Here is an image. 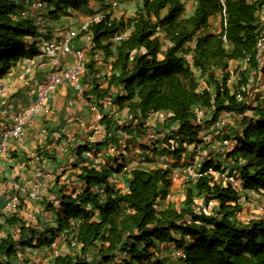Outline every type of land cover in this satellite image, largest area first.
Here are the masks:
<instances>
[{
    "label": "trees",
    "instance_id": "trees-1",
    "mask_svg": "<svg viewBox=\"0 0 264 264\" xmlns=\"http://www.w3.org/2000/svg\"><path fill=\"white\" fill-rule=\"evenodd\" d=\"M22 1L0 0V75L13 62L39 53L37 28L32 20L19 16L24 10ZM39 1L50 7L49 16L54 19L88 4V0ZM141 1L132 18L111 20L105 15L90 26L93 47L113 59L105 90L97 86L93 94L100 101L116 91L117 112L126 110L132 121L165 114L167 127L176 126L173 134L179 145L195 147L203 143L200 112L209 114L211 124L228 113H261L262 118L235 132L234 147L221 156L224 162H232L241 190L233 183L223 185L203 176L187 182L180 208L171 205L158 211L161 186L170 184L167 171L134 169L129 173L128 189L122 193L108 186L113 169L83 168L80 178L86 189L59 199L56 232L40 246L48 247L63 234L77 242L82 255L94 252L102 264L115 262L122 254L127 258L120 264H151L157 246L167 244L183 255L184 264H264V219L238 223L233 218L242 212V194L252 192L264 198V96L251 99L241 92L251 74L264 79V58L257 50L259 40L264 43V0H224V6L219 0H196L188 19L181 18L184 5L180 0ZM219 16L225 20V29L220 26L211 32L209 21ZM126 30L125 40L103 45ZM161 34L167 43L165 51ZM236 62L241 65L230 71ZM232 77L238 80L233 83ZM111 120L102 118V122ZM220 167L209 162L202 169L221 171ZM93 186L103 190V197L92 192ZM200 198L206 206L214 202L215 208L209 213L201 211L196 205ZM25 231L21 224L19 241L11 236L0 239V254L11 257L17 245H30L32 240L23 241ZM54 264L85 262L59 256Z\"/></svg>",
    "mask_w": 264,
    "mask_h": 264
},
{
    "label": "crops",
    "instance_id": "crops-1",
    "mask_svg": "<svg viewBox=\"0 0 264 264\" xmlns=\"http://www.w3.org/2000/svg\"><path fill=\"white\" fill-rule=\"evenodd\" d=\"M99 1L88 0L85 7L69 10L58 19L50 17L48 24L43 22L44 28L36 37L39 49L49 41H59L69 31L98 14L109 15L111 20H127L135 16L139 8L136 9L139 0H118L124 4V10L116 13L106 8V1L111 0H103V3ZM180 1L184 5L181 18H190L196 0ZM24 11L30 20L37 19L39 15L37 11L25 8ZM98 11L101 13L97 14ZM209 23L211 32L218 31L217 17ZM162 44V50L165 51L167 43ZM72 46L82 49L86 54V73L80 80L82 91H77L73 84L57 86L48 96V113L32 116L22 140H10L7 150L0 152V210L14 194L19 196L18 206L8 216L0 218V239L11 236L14 241H19L22 224L26 228L23 241L32 240L30 245H17L11 257L0 254V264H54L57 257L46 250L47 246L40 244L47 238L51 239L56 232V219L60 215L59 199L64 195L73 197L86 189L80 178L83 168L98 171L113 169L108 186L114 191L125 193L130 180L129 173L134 169L157 170L161 169L163 163L183 167L196 160L194 145H179L176 138L170 136L176 129L175 124L167 127V120L160 122L156 119L132 121L127 117L126 110L117 112L114 105L116 91H111V94L108 92L104 99L97 100L93 89L98 86L100 91L105 90L113 59L93 47L89 34L79 35ZM109 50L113 52L110 47ZM64 59L65 65L72 62L71 57ZM46 72L47 61L37 57L34 65H29L28 60L15 61L0 75V89L4 90L0 93V133L12 126L18 109L24 110L32 105ZM255 114L257 117H245L236 125L231 120L243 116H232L223 132L215 130L212 124H206L200 130L203 143L199 146L206 155V164L212 162L215 167L219 164L221 171L224 168L231 169L230 163L224 162L218 154V145L223 139L230 138L231 150L235 132L250 121L262 118L261 113ZM104 116L112 119L110 123L102 122ZM167 180L170 183L168 187L161 186L163 194L157 202L158 211H164L171 205L177 208L174 199L183 197L186 192L188 180L180 178L172 181L170 173ZM20 188H24V192L19 193ZM34 188L41 195L38 202L27 196ZM200 205L202 207V203ZM11 219L16 220V223H9ZM57 249L59 256L77 257L85 264H102L94 252L89 261L85 260L80 247L71 250L59 246ZM125 258L127 256L120 255L110 264H120ZM151 264H184V258L173 245H158Z\"/></svg>",
    "mask_w": 264,
    "mask_h": 264
},
{
    "label": "built area",
    "instance_id": "built-area-1",
    "mask_svg": "<svg viewBox=\"0 0 264 264\" xmlns=\"http://www.w3.org/2000/svg\"><path fill=\"white\" fill-rule=\"evenodd\" d=\"M221 5L224 6V0H219ZM21 5L28 10L38 12V20H41L44 14L47 13V5L39 0H23ZM116 4H113L115 6ZM19 16L27 18L25 16V11L19 12ZM105 15L98 14L91 19L83 22L78 28L69 31L66 35L62 36L61 39L57 42L49 41L47 42L42 49H39L38 44V55L32 59L28 60L29 65H34L36 58L45 59L47 61V72L44 82L39 86L36 91L35 99L30 107L27 109H18L15 113L14 122L10 128L4 129L0 133V152H5L7 150V144L10 140L21 141L24 135L26 126L29 124L30 119L34 115L47 114L48 107L47 101L49 94L61 84H73L74 88L77 91H82L80 85V80L83 78L86 73V54L80 48H74L72 42L81 34H89V28L92 24L98 23L104 19ZM29 19V18H27ZM37 19L33 18V21ZM37 28L38 33L41 31L43 26L42 23L33 22ZM220 26L225 29V20H221ZM129 30L124 32H119L114 34L111 37L112 43H118L125 40L128 37ZM162 35V34H161ZM163 36V35H162ZM225 41V37H223ZM263 40H259L257 43V50L262 51ZM71 57L72 62L65 65L64 58ZM235 78V77H234ZM203 81H200V87L203 86ZM3 89H0V93H3ZM232 116H236L234 113H228L221 116H218L213 120L212 125L215 130L223 132L226 125L229 123ZM147 120H159L163 122L167 119V116L163 113H155L146 118ZM218 154L220 156L225 155L229 152L231 146V139H223L218 145ZM195 156L196 160L193 163H189L183 167L181 166H170L168 163H163L161 165V170L168 171L172 181H176L180 178H184L188 181H196L203 176L213 175V168H208L203 170L202 168L206 165V158L204 152L201 150L200 146L195 147ZM218 172V171H217ZM220 172V171H219ZM222 172V171H221ZM213 178V176H211ZM214 180V179H213ZM223 183H232L231 177L226 179V182ZM19 193L24 192V188L19 189ZM92 192L97 193L103 197V190L100 187L93 186L91 188ZM249 194L252 192H248ZM28 198L32 201L38 202L41 200V195L38 189L34 188L27 194ZM19 204L18 194H14L8 202L0 210V218L2 216H8L16 206ZM209 208V207H207ZM211 211V210H210ZM206 209L203 212H210ZM58 244L64 248L75 250L79 248V245L75 240L70 237L68 240L63 234L57 235L51 244L46 248L50 253L52 252L53 257L59 256V251L57 249ZM126 256V254H122ZM92 253H87L84 255L85 260H90ZM184 258V257H183Z\"/></svg>",
    "mask_w": 264,
    "mask_h": 264
},
{
    "label": "rangeland",
    "instance_id": "rangeland-1",
    "mask_svg": "<svg viewBox=\"0 0 264 264\" xmlns=\"http://www.w3.org/2000/svg\"><path fill=\"white\" fill-rule=\"evenodd\" d=\"M99 3H103V0H100ZM141 3H142L141 0H139V3H136L137 4L136 9L138 8V6L141 5ZM113 4H116V6H113ZM100 6H101V4L98 7H100ZM106 6H107L106 8H111L110 10L115 11L116 13H121V11L124 10V4L120 3L118 0H111L110 2L106 1ZM98 10H100V8H98ZM49 11H50V7L47 5V13L44 14V11H43L42 14L44 15V17H42L41 20H37V24L42 23V22H46L47 24L50 23V21L48 22V20L50 18ZM98 13H101V11H98L97 14ZM107 13H108V11H107ZM101 15H103V14H101ZM61 16L62 15H59V17H61ZM31 19H33V18H31ZM33 22L36 23V21H33ZM220 22H221L220 18L217 17L216 29H218V30L220 29ZM161 37H162L163 42H166L164 40V37L163 36H161ZM110 43H111L110 39H106L104 44H110ZM262 46L263 47H262L261 53H262V57L264 58V43ZM240 65L241 64L239 62L232 63L230 65V71L236 70ZM237 77L240 79L239 73H238ZM237 77H235V78L232 77L231 82H233V83L236 82V80H238ZM235 87H236V85H235ZM241 92H244L245 95L247 97H250L251 99H254V97L258 94H259V96L260 95L264 96V79L262 77L255 78L254 74H251L250 75V81H249L248 85L246 87H242ZM242 116H243L242 118L238 117L236 119L231 120V122L233 121L235 123V125L240 124L245 117L251 118L252 116H256V114L254 111H249V112H246L245 114H243ZM198 117L201 120L200 121L201 129L204 128L206 126V124H211V123H208L209 118H210L209 114H204V112H200L198 114ZM170 136L175 138L173 133H170ZM173 141H175V140L173 139ZM170 150H173V148H171ZM194 156H195V153H194ZM228 164L231 166L233 165L232 162H228ZM232 167H231V169H230V167L224 168L222 170V172L221 171L220 172L219 171L218 172L213 171V175H211V176H213L214 181L220 182V183L226 182V179H229L231 177L232 183L234 185L238 186L239 187L238 190L240 191L241 188L239 186L238 180L234 179L235 173L232 171ZM233 179H234V181H233ZM250 194H248L247 192L242 194V197L240 200L242 208H243L242 212L240 214H238L237 216L233 217V218H235V220H237L238 223L246 222L247 220H250L252 218H258V217L264 219V198H261L256 193H250ZM184 199H185V194H183V197H180V198L178 197L177 199H174L173 203L175 206H177V208H180ZM200 203H202V207H200L201 206ZM212 203L213 204H211V202H209V204H207V206L210 204L211 205L209 206V208H207V206L205 204V200L203 198L196 200V205L198 206L197 208H200L201 211H203L205 209L207 211H210V210L212 211V209H214L215 205H216L214 202H212ZM59 246H60V244H58L57 247H59Z\"/></svg>",
    "mask_w": 264,
    "mask_h": 264
}]
</instances>
